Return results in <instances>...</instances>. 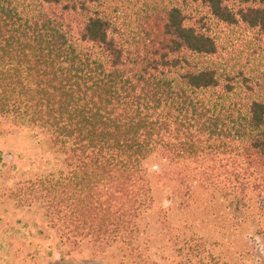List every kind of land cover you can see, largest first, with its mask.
Masks as SVG:
<instances>
[{
    "label": "trees",
    "instance_id": "trees-1",
    "mask_svg": "<svg viewBox=\"0 0 264 264\" xmlns=\"http://www.w3.org/2000/svg\"><path fill=\"white\" fill-rule=\"evenodd\" d=\"M235 25L264 37V0H0V133L43 134L64 164L17 204L77 246L128 250L152 154L231 159L264 187V73L222 59Z\"/></svg>",
    "mask_w": 264,
    "mask_h": 264
},
{
    "label": "rangeland",
    "instance_id": "rangeland-1",
    "mask_svg": "<svg viewBox=\"0 0 264 264\" xmlns=\"http://www.w3.org/2000/svg\"><path fill=\"white\" fill-rule=\"evenodd\" d=\"M223 29L222 59L264 73V37L244 25ZM63 167L43 134L0 133V264H264V187L239 186L235 173L245 175L234 170L243 166L231 159L148 157L153 203L128 250L77 246L50 225L42 208L14 200L21 183Z\"/></svg>",
    "mask_w": 264,
    "mask_h": 264
}]
</instances>
